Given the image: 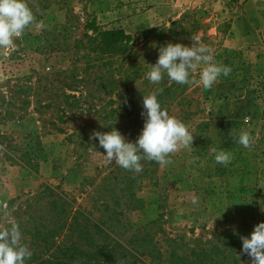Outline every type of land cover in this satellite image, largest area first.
<instances>
[{
	"label": "rangeland",
	"instance_id": "1",
	"mask_svg": "<svg viewBox=\"0 0 264 264\" xmlns=\"http://www.w3.org/2000/svg\"><path fill=\"white\" fill-rule=\"evenodd\" d=\"M251 1L256 24L245 43L232 31ZM27 3L36 23L0 50V225H19L33 252L26 264H252L241 236L264 222V0ZM90 25L137 39L132 56L108 65L91 54ZM196 42L232 68L211 90L195 82L198 70L192 84L146 79L161 46ZM164 88L172 93L158 98L161 107L189 127L193 147L164 167L142 160L138 174L108 162L92 134L115 128L135 142L143 94ZM241 129L251 149L229 134ZM214 148L234 159L217 164ZM113 239L123 246L98 261L74 251L94 253Z\"/></svg>",
	"mask_w": 264,
	"mask_h": 264
},
{
	"label": "clouds",
	"instance_id": "2",
	"mask_svg": "<svg viewBox=\"0 0 264 264\" xmlns=\"http://www.w3.org/2000/svg\"><path fill=\"white\" fill-rule=\"evenodd\" d=\"M36 23L34 13L27 0H0V50L15 47V41ZM199 71V83L203 89L211 90L221 75L227 77L232 72L230 66L217 62L211 50L196 42L191 46L180 43H167L159 48V56L146 74L152 84H160L165 75L170 82L192 84L191 73ZM143 94L144 125L135 142L126 140L115 128L109 132H94L90 139H98L106 152L108 162H115L123 169L140 173L142 160L156 162L161 167L173 163L171 156L182 149L193 147L194 135L189 127L174 115L161 107L158 92ZM235 142L251 149V134L241 129L238 133H229ZM217 164L227 166L233 159V153L225 149H212ZM193 204L198 203L194 197ZM5 215H10L7 211ZM23 235L16 222L8 226L0 225V264H26L33 252L22 243ZM242 253L251 258L252 264H264V222L254 226L250 237L241 236Z\"/></svg>",
	"mask_w": 264,
	"mask_h": 264
},
{
	"label": "trees",
	"instance_id": "3",
	"mask_svg": "<svg viewBox=\"0 0 264 264\" xmlns=\"http://www.w3.org/2000/svg\"><path fill=\"white\" fill-rule=\"evenodd\" d=\"M89 30H92L94 32L93 36H90L87 34L88 38V44H89V51L91 54L96 55L98 58H108L110 61L108 65H112V61L115 59L121 60L126 59L128 57L132 56L133 49L135 48V42L137 39L133 38L131 35H127L125 31L123 30H113V31H107L102 30L98 27H95L94 25L88 26ZM162 30L161 32H163ZM184 31V30H183ZM158 30L152 29L149 30L147 33H145L146 37H149L152 34L157 33ZM138 73L129 74L126 76V82H130L131 78L136 77ZM116 83V82H115ZM174 84H177L174 82ZM172 93V88H164L162 93L159 95L158 98L162 99L163 96ZM95 226L100 230L101 233H104L106 235H109L106 230H104L100 225L95 224ZM85 234V233H84ZM91 238V245L92 247L96 246L95 239L90 236ZM123 244L121 241L113 239L110 243L101 246L97 251L94 253H85L82 249L78 248L76 246L77 252H80V254L84 257H87L89 261L96 260L98 261L99 257L105 256L107 252L114 253L117 251L118 248H121ZM124 248V247H123ZM130 251V250H129ZM67 252H73L71 248L67 249ZM131 254H134L132 251H130ZM139 259V257H137ZM74 259V258H73ZM179 261H182L180 259ZM40 264H74L72 260H63L60 258H50L46 260L43 263Z\"/></svg>",
	"mask_w": 264,
	"mask_h": 264
},
{
	"label": "crops",
	"instance_id": "4",
	"mask_svg": "<svg viewBox=\"0 0 264 264\" xmlns=\"http://www.w3.org/2000/svg\"><path fill=\"white\" fill-rule=\"evenodd\" d=\"M252 2L254 1L246 3L245 15L233 25L232 32L234 33L235 39L244 40L246 41L245 43L248 42V29L253 28V25L256 24L254 21H252L255 20V18L252 17V12H250L252 16L248 13V6H250V4L252 5ZM256 16L257 15H255V17Z\"/></svg>",
	"mask_w": 264,
	"mask_h": 264
}]
</instances>
